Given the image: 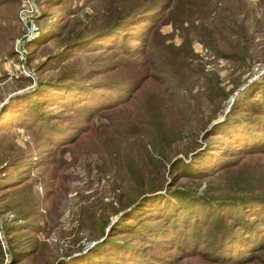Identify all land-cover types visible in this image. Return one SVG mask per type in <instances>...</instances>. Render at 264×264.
<instances>
[{
  "label": "rangeland",
  "instance_id": "1",
  "mask_svg": "<svg viewBox=\"0 0 264 264\" xmlns=\"http://www.w3.org/2000/svg\"><path fill=\"white\" fill-rule=\"evenodd\" d=\"M126 1L133 0H31L34 26L22 58L14 49L20 0L0 3V264H67L99 240L100 224L116 218L120 211H114L131 196L167 194L166 183L195 182L197 192L209 184L215 194L234 190L233 173L190 182L171 175L167 162L179 157L174 163H183L197 142L202 146L205 125L219 124L244 98L262 100L264 70L251 71L264 67V0H176L135 55L118 47L65 48L74 34H80L76 49L90 42ZM116 60L120 65L104 67L97 77L131 81L110 90L109 104L90 117L76 107L59 113L80 126L72 128L78 137L71 145L53 147L29 125H4L12 96L31 90L37 79L79 78L87 66ZM160 132L165 139L156 136ZM241 160L247 171L241 186H263L252 169L264 163V152ZM149 177L162 185L142 193ZM26 221L30 228H23ZM153 249L170 254L173 264H214L172 255L171 247ZM17 250L26 257L14 255ZM248 264H264V248Z\"/></svg>",
  "mask_w": 264,
  "mask_h": 264
},
{
  "label": "trees",
  "instance_id": "2",
  "mask_svg": "<svg viewBox=\"0 0 264 264\" xmlns=\"http://www.w3.org/2000/svg\"><path fill=\"white\" fill-rule=\"evenodd\" d=\"M3 1L0 0V3ZM172 4L176 5V0L126 1L113 14V22L97 31V38L92 37L90 42L76 49L75 39L80 34H74L71 40L64 43L65 48L69 45L67 49L73 53L88 47L94 50L118 47L125 54H139L148 32L157 26ZM93 44L98 47H93ZM69 54L66 51L61 55V61ZM49 58L54 62L58 59L55 55ZM239 59L242 60L243 56ZM47 61L40 64V67ZM114 63L120 65L116 60L87 66L79 78L59 74L37 79L31 90L12 96L6 108L9 115L4 125L9 122V125H29L39 137L48 139L53 147L62 149L71 145L78 137L72 128L80 126L70 124L59 113L76 107L82 112L81 115L90 117L102 109L103 105L109 104L106 100L111 98L110 90L115 91L120 83L122 85L131 81V78L126 77L114 81L97 77L104 67L112 68ZM262 80L259 87L262 100L251 95L245 103L244 98V105L232 106L219 124L205 125L202 146L197 142V146L188 151V157L183 163H174L181 161L179 157L167 162V171L172 165L169 171L171 175L178 172L179 176L186 177L190 182L205 178L215 181L224 174L233 173L235 184L232 192L215 194L209 184L197 192L198 185L195 182H171L173 185L166 183L167 187L162 191L167 194L142 195L138 199L131 196L114 211V214L120 211L116 218H106L100 224L99 240L76 257H71L67 264L174 263L166 259L173 258L170 254L160 255L153 249L155 247H171L175 250L172 255L198 257L214 264L252 262L256 252L264 248V185L256 188L249 184L244 188L241 186L245 182L243 172H247L242 167L241 156L264 152V78ZM125 86L123 84L122 89ZM12 115L14 120L9 119ZM147 125L150 127L151 121ZM156 136L165 139L161 132ZM150 143L155 144L154 140ZM160 164L161 167L165 166V162ZM252 171L254 174L257 172L263 182L264 163H259ZM134 180L142 182L139 176ZM157 181L147 178L146 190L142 188L141 192H152L160 188L162 184ZM31 223L26 221L27 225L23 228H30ZM106 225L108 228L104 232ZM13 254L26 257L27 252L17 250Z\"/></svg>",
  "mask_w": 264,
  "mask_h": 264
},
{
  "label": "built area",
  "instance_id": "3",
  "mask_svg": "<svg viewBox=\"0 0 264 264\" xmlns=\"http://www.w3.org/2000/svg\"><path fill=\"white\" fill-rule=\"evenodd\" d=\"M33 11H34V7L33 4L31 3V0H20L19 7L17 8L16 17L21 29V33H20V37L15 39V46H14V49L16 50V55L20 58H22V53L20 51L23 50L22 49L23 44L26 41L27 37L33 31L34 23L31 17ZM258 68H260V71L264 70L263 69L264 67L255 66L251 72L252 73L255 72V70H257Z\"/></svg>",
  "mask_w": 264,
  "mask_h": 264
}]
</instances>
